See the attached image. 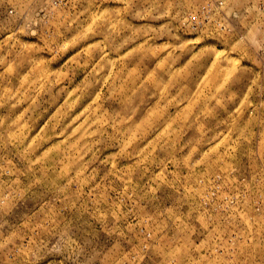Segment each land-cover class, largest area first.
<instances>
[{
  "label": "rangeland",
  "instance_id": "rangeland-1",
  "mask_svg": "<svg viewBox=\"0 0 264 264\" xmlns=\"http://www.w3.org/2000/svg\"><path fill=\"white\" fill-rule=\"evenodd\" d=\"M0 264H264V0H0Z\"/></svg>",
  "mask_w": 264,
  "mask_h": 264
}]
</instances>
